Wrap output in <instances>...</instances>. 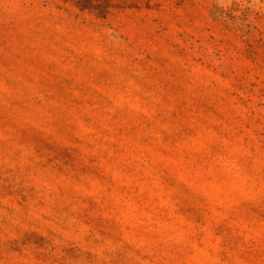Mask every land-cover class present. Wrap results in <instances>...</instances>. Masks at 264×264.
<instances>
[{"label": "rangeland", "instance_id": "obj_1", "mask_svg": "<svg viewBox=\"0 0 264 264\" xmlns=\"http://www.w3.org/2000/svg\"><path fill=\"white\" fill-rule=\"evenodd\" d=\"M0 264H264V0H0Z\"/></svg>", "mask_w": 264, "mask_h": 264}]
</instances>
